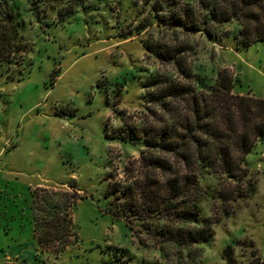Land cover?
Listing matches in <instances>:
<instances>
[{
    "label": "rangeland",
    "instance_id": "obj_1",
    "mask_svg": "<svg viewBox=\"0 0 264 264\" xmlns=\"http://www.w3.org/2000/svg\"><path fill=\"white\" fill-rule=\"evenodd\" d=\"M14 1L28 51L14 80L0 75V264H173L172 253L162 258L106 211L109 181L124 186L125 166L143 148L110 104L117 100L115 110L138 124L143 82L161 68L142 45L152 29L120 35L121 28L134 30L148 17L150 4ZM194 41L200 70L215 76L227 69L234 93L264 100V41L247 47L232 39ZM246 166L253 192L214 226L197 264H249L253 255L264 264V135ZM36 188L77 196L72 238L62 249L58 242L41 247L34 237Z\"/></svg>",
    "mask_w": 264,
    "mask_h": 264
},
{
    "label": "trees",
    "instance_id": "obj_2",
    "mask_svg": "<svg viewBox=\"0 0 264 264\" xmlns=\"http://www.w3.org/2000/svg\"><path fill=\"white\" fill-rule=\"evenodd\" d=\"M141 1L150 4L148 17L134 30L121 28L120 35L152 29L142 45L161 68L143 82L138 124L115 110L117 100L110 104L143 148L125 166L124 186L109 181L106 211L162 258L172 253L173 264H197L214 226L253 192L246 156L264 135V100L234 93V75L227 69L215 76L200 70L194 39H232L236 47L264 41V0ZM16 9L14 0H0V75L8 80L21 72L28 51ZM32 198L36 241L64 248L72 238L76 194L36 188ZM225 255L231 258V247ZM249 264L262 263L253 255Z\"/></svg>",
    "mask_w": 264,
    "mask_h": 264
}]
</instances>
